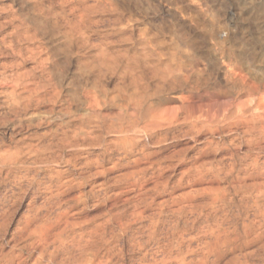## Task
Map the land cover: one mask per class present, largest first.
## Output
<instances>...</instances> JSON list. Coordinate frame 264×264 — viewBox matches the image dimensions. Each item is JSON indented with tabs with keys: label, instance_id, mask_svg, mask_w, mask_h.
<instances>
[{
	"label": "clouds",
	"instance_id": "1",
	"mask_svg": "<svg viewBox=\"0 0 264 264\" xmlns=\"http://www.w3.org/2000/svg\"><path fill=\"white\" fill-rule=\"evenodd\" d=\"M0 264H264V0H0Z\"/></svg>",
	"mask_w": 264,
	"mask_h": 264
}]
</instances>
